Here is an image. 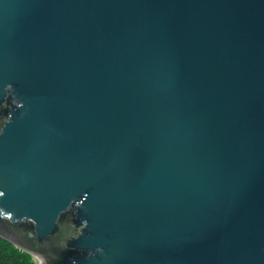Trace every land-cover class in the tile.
<instances>
[{
    "label": "water",
    "instance_id": "1",
    "mask_svg": "<svg viewBox=\"0 0 264 264\" xmlns=\"http://www.w3.org/2000/svg\"><path fill=\"white\" fill-rule=\"evenodd\" d=\"M0 238L264 264V0H0Z\"/></svg>",
    "mask_w": 264,
    "mask_h": 264
},
{
    "label": "trees",
    "instance_id": "2",
    "mask_svg": "<svg viewBox=\"0 0 264 264\" xmlns=\"http://www.w3.org/2000/svg\"><path fill=\"white\" fill-rule=\"evenodd\" d=\"M0 264H37L35 258L0 238Z\"/></svg>",
    "mask_w": 264,
    "mask_h": 264
},
{
    "label": "rangeland",
    "instance_id": "3",
    "mask_svg": "<svg viewBox=\"0 0 264 264\" xmlns=\"http://www.w3.org/2000/svg\"><path fill=\"white\" fill-rule=\"evenodd\" d=\"M32 256H33V255H32ZM33 257L35 258L36 263H37V264H40L38 258H36L35 256H33Z\"/></svg>",
    "mask_w": 264,
    "mask_h": 264
}]
</instances>
